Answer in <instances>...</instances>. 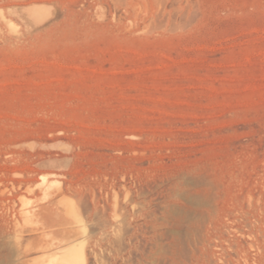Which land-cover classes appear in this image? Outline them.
Masks as SVG:
<instances>
[{
    "label": "rangeland",
    "instance_id": "1",
    "mask_svg": "<svg viewBox=\"0 0 264 264\" xmlns=\"http://www.w3.org/2000/svg\"><path fill=\"white\" fill-rule=\"evenodd\" d=\"M11 186L0 264H264V0H0Z\"/></svg>",
    "mask_w": 264,
    "mask_h": 264
},
{
    "label": "bare ground",
    "instance_id": "2",
    "mask_svg": "<svg viewBox=\"0 0 264 264\" xmlns=\"http://www.w3.org/2000/svg\"><path fill=\"white\" fill-rule=\"evenodd\" d=\"M8 13L10 14L9 11H8ZM34 14H36V13H34ZM2 20H4V19H2ZM5 25H6V23H5ZM11 188H12V186H11ZM15 197H16V194H15L13 188L8 189V190H7V188H5L4 190L0 191V200L2 203L3 211H4L3 216L6 219H8L10 216H12V214L15 212ZM11 250L14 254L13 259H16L14 261H18L17 257H15L17 255L18 247L15 245L14 246L11 245ZM29 250H30V246L28 245L25 248V252H27ZM79 252L80 253L78 254V252L76 253L73 248L70 249L67 252V254L65 255L66 256V259H65L66 264H84L83 252H82V250H80ZM13 264H15V263H13ZM16 264H18V262Z\"/></svg>",
    "mask_w": 264,
    "mask_h": 264
}]
</instances>
